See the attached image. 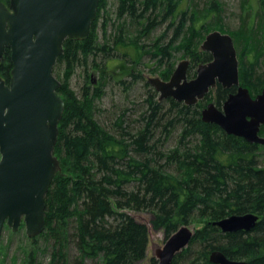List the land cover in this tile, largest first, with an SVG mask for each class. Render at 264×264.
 I'll use <instances>...</instances> for the list:
<instances>
[{
  "label": "trees",
  "instance_id": "obj_1",
  "mask_svg": "<svg viewBox=\"0 0 264 264\" xmlns=\"http://www.w3.org/2000/svg\"><path fill=\"white\" fill-rule=\"evenodd\" d=\"M249 2L241 0L242 7ZM256 2L258 10L254 15L245 11L234 35L243 68H239V82L245 79L246 67L254 65L247 64L251 54L264 66V0ZM105 5L106 0L99 1L85 40L63 42L53 69L60 82L57 94L64 102L53 150L61 169L45 196L44 231L32 238L26 236L30 246L24 249L22 264H42L38 240L52 241L49 264H67L71 244L78 252L75 264L85 260L139 264L146 259L149 229L130 211L149 213L151 228L162 230L165 239L196 221L189 245L171 264H212L209 256L213 251L229 260L264 264V146L203 122L201 111L208 96L190 106L172 98L159 100L156 91L144 82L145 98L135 117L128 108H116L109 114L96 107L105 94L107 80L114 78L107 74V62L114 57L125 60L113 68L121 72L114 79L125 94L141 76L134 68L142 54L156 67H164L159 76L165 81L174 70L171 50L180 40H184L182 48L191 57L193 69L208 62L211 55L196 49L203 34L217 24L205 21L207 13L215 11L214 6L199 9L193 0L185 8L180 0H116L123 24L116 36L106 38L103 29L101 42L96 27ZM161 26L165 32L173 29L170 41L161 42L160 37L149 50L139 44ZM89 63L99 70L100 79L93 85L87 73L77 96L69 86L70 79ZM11 69L7 51L0 60V76L7 84ZM256 78L263 79L264 73H256ZM227 91L217 85L218 106ZM104 113L108 115L101 123ZM260 129L264 136V125ZM247 213L259 217L248 232L223 233L214 224ZM148 264L157 261L150 258Z\"/></svg>",
  "mask_w": 264,
  "mask_h": 264
},
{
  "label": "water",
  "instance_id": "obj_2",
  "mask_svg": "<svg viewBox=\"0 0 264 264\" xmlns=\"http://www.w3.org/2000/svg\"><path fill=\"white\" fill-rule=\"evenodd\" d=\"M100 0H9L0 2V59L10 50L11 77L0 76V238L6 225L13 232L24 223L29 238L45 228V196L60 162L53 154L64 102L57 94L60 82L53 75L65 40L83 41L96 19ZM201 49L212 60L197 66L187 79L189 62L178 63L168 81L147 82L159 100L172 98L195 105L217 84L236 87L221 110L209 103L201 112L205 123L217 125L227 135L264 146L259 136L264 125V89L255 98L239 86L238 59L233 39L219 31L209 33ZM259 217L231 215L215 224L223 233L248 232ZM193 232L181 226L155 251L157 264H171L190 243ZM212 264H246L227 259L221 252L209 256Z\"/></svg>",
  "mask_w": 264,
  "mask_h": 264
},
{
  "label": "rangeland",
  "instance_id": "obj_3",
  "mask_svg": "<svg viewBox=\"0 0 264 264\" xmlns=\"http://www.w3.org/2000/svg\"><path fill=\"white\" fill-rule=\"evenodd\" d=\"M195 4L198 5V8H202L207 6V8L211 5L214 6L213 9L215 11H210L207 13V18L205 21L207 23H217L214 27L209 28L207 30L208 33L203 34V39L200 41V45L196 49V51H203L201 49V45L205 40L206 36L213 32L219 31L223 34H228L232 37L234 43V35L235 31H237L241 24V18L246 14L245 11L248 10L249 15H254V13L258 10V4L256 0H250V2L242 7L241 0H193ZM182 7L185 8L189 0H180ZM101 19L98 21L96 32L98 34V40L103 41L104 33L106 34V38L110 36H116L118 32L119 25L122 23V18L118 17L116 12V0H106V5L102 9L101 8ZM210 24V25H211ZM207 25V24H205ZM104 26V28H103ZM166 27V25L164 24ZM103 29L105 32L103 33ZM165 33V35H164ZM135 35V34H132ZM173 36V29L166 30L163 26L157 28L148 38H142L139 44L144 45L145 49H151V44L155 42L158 38L161 37V42H168L171 40ZM184 40H180L174 44L171 50V61L174 63L175 69L179 62L186 60L189 62V68L187 72L188 79L193 78L195 75L196 68L193 69L191 66V57L187 56L184 53ZM237 58H238V51L237 47L234 43ZM183 47V48H182ZM194 51V49H192ZM127 58V57H126ZM120 60L125 61L123 58L114 57L107 62V74L117 79L121 72L118 70H114L113 68L120 63ZM248 63H254V65L250 67H246L244 74L242 75L244 80L240 82V85L246 87L250 94L255 97L257 94L261 93L264 89V78L257 79V75L264 73V66L259 60L256 62L254 61L253 55L251 54L250 57L247 58ZM250 62V63H249ZM134 70L138 72L141 76L140 78H136L135 84L132 85L130 91L125 94L120 87L116 84L114 78H110L107 81V86L105 88V94L101 98L100 103L96 104V107L103 110L108 111V113L113 114V110L116 108H128L131 114H134V117L137 115V110L139 109L141 102L145 98V88L143 86L144 82H147L148 78L158 77L161 70H163V66L160 68L155 66L154 61L150 59L147 55H141V57L136 62ZM239 64V61H238ZM191 66V67H190ZM240 68V64H239ZM241 71L243 68H240ZM86 70V71H85ZM174 71V70H173ZM240 71V70H239ZM256 71V72H255ZM88 73V74H87ZM255 73V74H254ZM86 74L89 75L90 80L93 82V85L98 82L100 79L99 70H96L95 67L92 68L91 64L89 63L88 67L84 69L83 67H79L75 72L74 76L70 79L69 86L72 90L79 96L80 89L85 83ZM61 77V73L59 74ZM89 77H87L86 82H88ZM127 81H132L131 78H123ZM152 88V86H150ZM157 93V92H156ZM158 94V93H157ZM208 100L206 103L211 102L213 100L214 94L211 90L208 94ZM205 99V98H204ZM203 99V100H204ZM202 101V100H201ZM108 113H104L101 116L99 121L101 123L104 122V117H107ZM128 113V112H127ZM106 125V124H105ZM264 137V136H263ZM173 144V143H170ZM175 145V144H174ZM169 146V144H168ZM137 221L142 222L147 225L149 229V243L146 252V259L145 261L139 264H148L150 258H155V251L162 247L165 241L164 234L162 230H153L150 226V214L146 212H130ZM196 221L192 223L189 227L195 229ZM25 234V229L21 228L17 232H12V230L8 228H3L1 238H0V264H22L25 258L24 249L27 247L29 248V241L27 240ZM52 241L45 242L43 240L37 241V246L39 249L43 250L38 255V260L42 262V264H49L52 252ZM23 248V249H22ZM2 251V252H1ZM78 260V252L75 249V246L72 244L68 247L67 253V264H75ZM84 264H93L91 260H85Z\"/></svg>",
  "mask_w": 264,
  "mask_h": 264
},
{
  "label": "flooded vegetation",
  "instance_id": "obj_4",
  "mask_svg": "<svg viewBox=\"0 0 264 264\" xmlns=\"http://www.w3.org/2000/svg\"><path fill=\"white\" fill-rule=\"evenodd\" d=\"M0 2L3 3L6 7H9V6H8V4H9V0H0ZM7 51L10 52V50H9L8 48H5V51H4L3 55H4ZM208 54H209V53H208ZM3 55H2V57H3ZM2 57H1V59H2ZM1 59H0V60H1ZM198 64H199V63H198ZM198 64H197V65H198ZM189 65H190V64H189ZM188 68H189V66H188ZM216 87H217V86H216ZM216 87L212 89L213 94H214L213 100H212L211 102L206 103L205 106L203 107V109H204L209 103H213V104L215 105L216 108H218L219 110H221L222 105H223V103L225 102V100L228 98V96H229L230 94H235V93H236V87H233V88H231V89H226V90H228V91H227V96H226V98L221 102V105L218 106V104L216 103V98H217V97H216V95H215ZM207 96H208V95H207ZM253 98H254V97H253ZM203 109H202V110H203ZM260 131H261V129H260ZM259 136L263 137L262 134H261V132L259 133ZM257 145H258V144H257Z\"/></svg>",
  "mask_w": 264,
  "mask_h": 264
},
{
  "label": "bare ground",
  "instance_id": "obj_5",
  "mask_svg": "<svg viewBox=\"0 0 264 264\" xmlns=\"http://www.w3.org/2000/svg\"><path fill=\"white\" fill-rule=\"evenodd\" d=\"M204 63H206V62H204ZM260 137H261V136H260ZM130 212H131V211H130ZM130 212H128V213L130 214ZM247 214H252V213H247ZM243 215H244V214H243ZM214 224H215V223H214ZM215 225H216V224H215ZM184 226H185V225H184ZM216 226H217V225H216ZM188 227H189V226H188ZM217 227H218V226H217ZM189 229L194 233L195 229H192V228H190V227H189ZM176 231H177V230H176ZM176 231H175V232H176ZM175 232H174V233H175ZM193 235H194V234H193ZM170 236H171V235H170ZM170 236H169V237H170ZM169 237H168V238H169ZM192 238H193V237H192ZM188 245H189V244H188ZM185 248H186V247H185Z\"/></svg>",
  "mask_w": 264,
  "mask_h": 264
}]
</instances>
